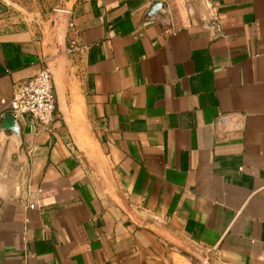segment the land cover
Wrapping results in <instances>:
<instances>
[{
  "label": "crops",
  "instance_id": "crops-1",
  "mask_svg": "<svg viewBox=\"0 0 264 264\" xmlns=\"http://www.w3.org/2000/svg\"><path fill=\"white\" fill-rule=\"evenodd\" d=\"M48 65L54 121L14 134L13 85ZM189 248L264 264V0H0V264Z\"/></svg>",
  "mask_w": 264,
  "mask_h": 264
},
{
  "label": "built area",
  "instance_id": "built-area-1",
  "mask_svg": "<svg viewBox=\"0 0 264 264\" xmlns=\"http://www.w3.org/2000/svg\"><path fill=\"white\" fill-rule=\"evenodd\" d=\"M213 9V8H211ZM212 36L220 34L219 18L215 12L211 13L206 23ZM56 96L53 78L48 67L41 68L30 78L14 83L10 97V113L14 119H19L22 113H30L41 127H49L55 118ZM26 206L29 209L37 207L36 198H28Z\"/></svg>",
  "mask_w": 264,
  "mask_h": 264
},
{
  "label": "water",
  "instance_id": "water-1",
  "mask_svg": "<svg viewBox=\"0 0 264 264\" xmlns=\"http://www.w3.org/2000/svg\"><path fill=\"white\" fill-rule=\"evenodd\" d=\"M65 11L63 10H58L55 15H54V18H53V23L57 26L58 28V32H57V44L60 46L63 42V38H64V24L66 22H64V15H65ZM48 69L50 70L51 74H52V78H53V86H54V92H55V96H56V102L57 100H59V92L56 88V85H55V82H54V76H53V73L51 71V68L50 66L48 65L47 66ZM65 112H67L65 110ZM10 116L13 120V124H12V127L10 128L11 131L14 133V134H18L19 130H18V125H17V121L14 119L13 115L10 113ZM188 252L192 253L194 256H196L199 260H201L204 264H211V262H209L208 260H206L200 253L192 250V249H188Z\"/></svg>",
  "mask_w": 264,
  "mask_h": 264
},
{
  "label": "rangeland",
  "instance_id": "rangeland-1",
  "mask_svg": "<svg viewBox=\"0 0 264 264\" xmlns=\"http://www.w3.org/2000/svg\"><path fill=\"white\" fill-rule=\"evenodd\" d=\"M25 14V13H24ZM26 15V14H25Z\"/></svg>",
  "mask_w": 264,
  "mask_h": 264
}]
</instances>
